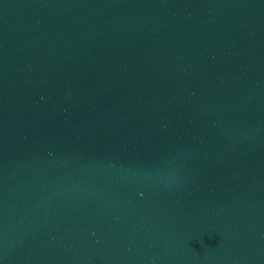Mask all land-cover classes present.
<instances>
[{
	"label": "water",
	"instance_id": "water-1",
	"mask_svg": "<svg viewBox=\"0 0 264 264\" xmlns=\"http://www.w3.org/2000/svg\"><path fill=\"white\" fill-rule=\"evenodd\" d=\"M0 264H264V0H0Z\"/></svg>",
	"mask_w": 264,
	"mask_h": 264
}]
</instances>
